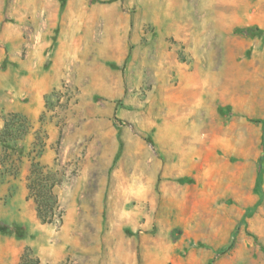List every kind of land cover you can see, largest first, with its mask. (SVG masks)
Here are the masks:
<instances>
[{
	"label": "rangeland",
	"instance_id": "374dc122",
	"mask_svg": "<svg viewBox=\"0 0 264 264\" xmlns=\"http://www.w3.org/2000/svg\"><path fill=\"white\" fill-rule=\"evenodd\" d=\"M263 121L264 0H0V264H264Z\"/></svg>",
	"mask_w": 264,
	"mask_h": 264
},
{
	"label": "trees",
	"instance_id": "16d2710c",
	"mask_svg": "<svg viewBox=\"0 0 264 264\" xmlns=\"http://www.w3.org/2000/svg\"><path fill=\"white\" fill-rule=\"evenodd\" d=\"M15 115H13L14 117ZM19 117V116H18ZM24 119V118H23ZM25 121V119H24ZM262 136L261 145L262 153L257 162V174H256V188L260 192L262 175L264 173V121L262 122ZM14 129L12 120H6L4 129L1 133L2 137L14 139ZM5 142H3L4 144ZM28 180V197L34 200L36 205L37 216L42 223H52L55 216V208L57 207V199L54 195L53 189L55 183L52 182L50 173H44L43 168L38 164H34L27 178ZM8 231L5 226H0V232ZM15 234L21 237L22 228L16 227Z\"/></svg>",
	"mask_w": 264,
	"mask_h": 264
},
{
	"label": "bare ground",
	"instance_id": "6f19581e",
	"mask_svg": "<svg viewBox=\"0 0 264 264\" xmlns=\"http://www.w3.org/2000/svg\"><path fill=\"white\" fill-rule=\"evenodd\" d=\"M203 88V87H202ZM211 95V94H210ZM201 97V96H200ZM197 100V99H196Z\"/></svg>",
	"mask_w": 264,
	"mask_h": 264
}]
</instances>
